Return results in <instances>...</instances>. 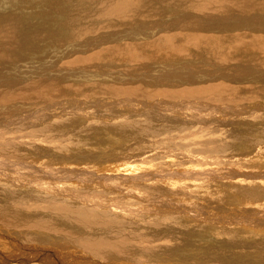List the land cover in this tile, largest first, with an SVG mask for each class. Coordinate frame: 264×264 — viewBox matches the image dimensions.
<instances>
[{
  "label": "rangeland",
  "instance_id": "1",
  "mask_svg": "<svg viewBox=\"0 0 264 264\" xmlns=\"http://www.w3.org/2000/svg\"><path fill=\"white\" fill-rule=\"evenodd\" d=\"M3 1L9 5L0 8V18L14 20L17 40L0 47V94L37 82L59 88L7 102L0 96V213L23 215L0 214V264H58L27 255L35 247L63 255L66 264H264V78L228 81L246 89L240 99L156 98L163 76L191 87L222 82L194 83L220 72L214 55L190 45L189 61L182 62L169 48L182 41L168 44L162 37L178 29L187 5L145 0L151 16L142 9L115 25L114 17L98 16L104 0ZM219 26L200 34L225 35ZM128 42L141 54L157 42L159 48L144 50L157 56L146 65L108 57L113 49H106ZM99 54L105 57L85 62ZM248 64L259 77L255 63ZM126 84L151 94L107 93ZM56 206L83 214L96 228Z\"/></svg>",
  "mask_w": 264,
  "mask_h": 264
},
{
  "label": "bare ground",
  "instance_id": "2",
  "mask_svg": "<svg viewBox=\"0 0 264 264\" xmlns=\"http://www.w3.org/2000/svg\"><path fill=\"white\" fill-rule=\"evenodd\" d=\"M175 3L178 4V5H187V7L185 8L187 10V14L185 16V18H183L178 27L177 30L174 31V33H170V34H163L162 37L166 38L164 41L165 42H168L169 43H173L175 42V38L177 39H180L182 42L180 46H173V47H169L171 49H174L175 53L180 56L181 58H178L179 60H181L182 62H185V60H188L189 61V55H187V49L190 48V45L192 46V48L198 52H202L203 50V47L205 48V54L206 55H214V65H215V69L216 70H219L220 72L216 75V77H213V76H209V77H205V76H202L201 77V80H196L194 81V83L196 82H203V81H206L207 79H212V81H222V82H218V83H212V84H208L206 82H204L202 85L200 86H194V87H191V86H187V84H189L188 80H185V79H177V83H180V84H173L171 83L169 80H168V77L167 76H163V77H160L161 80H159L155 85H158L159 83H161L162 81L164 82V87L162 85V88H165V89H160V91L156 92L158 90V86H160V84L157 87V90L156 88H153L155 89L156 91L154 92V96L156 98H164V99H169V98H201V99H204V98H216L218 100V98H224V100L226 101L227 99L225 98H238L240 99L241 96L239 97V94L240 92L243 90V92H245L244 88H241V87H233L231 86V82H228V81H232V82H244V81H248V80H251L253 78H264V0H175ZM187 3V4H186ZM144 4H145V0H104L102 1L98 7L96 8L98 10V16L99 15H102V16H108V18H115V21H114V24L116 25L117 23L119 22H126L127 20L130 22L133 15H136L138 12H141V10L145 13L146 16L153 14V11L152 9L150 8V6L148 7H144ZM8 2L6 3L5 1H3L2 3H0V8L1 7H8ZM146 11V12H145ZM158 13V12H157ZM155 15V13H154ZM156 16V15H155ZM158 16V15H157ZM260 16V19H258ZM79 17V16H78ZM78 17H75V18H78ZM132 17V18H131ZM80 18V17H79ZM98 18V17H97ZM100 18V17H99ZM102 18V17H101ZM151 18V17H149ZM106 19V17H105ZM143 19V18H142ZM83 20V19H82ZM78 21V19H77ZM79 21H81L79 19ZM14 23V20H11L9 19L8 17H1L0 18V47L1 48H4V50L6 48V46H4L5 44H8V45H12V44H15L16 43V38H15V34H16V26ZM212 23H217V24H220L219 28L216 29V31H219L221 33H225V35H220V36H201L200 34V31L205 28L206 30L208 29V26H210V24ZM159 24V23H157ZM157 29V28H156ZM163 29H166V28H163ZM168 29V28H167ZM214 30V29H213ZM132 31H130L131 33ZM158 32V31H157ZM261 32V33H259ZM259 33V34H258ZM200 34V35H199ZM205 34V33H204ZM159 38V37H158ZM162 39V38H161ZM158 40V39H157ZM160 40V39H159ZM158 40V41H159ZM154 41V40H153ZM187 41V43L185 44V42ZM210 43H213V44H210ZM177 44V42H176ZM16 45V44H15ZM155 45H157V47H155ZM144 46V45H143ZM168 46V45H167ZM142 47V46H141ZM146 49L144 50H147V49H150L151 51L159 48V44L157 42H152L148 45H145ZM168 48V49H169ZM191 48V51L193 53V49ZM109 49H113L111 52H110V55L108 56L109 58H113V59H120V60H123V61H126V62H129L131 61L132 63H135V64H141V65H146L145 63L146 62H152V60L155 59V56H152V57H148V56H145L144 53H147L146 51L143 50L144 53L141 54V51L139 52V49L138 47H136L134 44L130 45V42L125 43L124 45H121V46H118V45H114V46H111L109 47L108 49L106 50H109ZM6 53V51H4ZM105 50V51H106ZM2 51V50H1ZM167 51V50H166ZM189 51V50H188ZM161 52V50H160ZM215 53H218V54H214ZM102 53V52H101ZM130 53V54H129ZM173 53V51H172ZM1 54H3L1 52ZM0 54V55H1ZM169 54V57H170V53L168 52ZM167 54V55H168ZM6 55V54H5ZM4 55V56H5ZM185 55V56H184ZM3 56V55H2ZM184 56V57H182ZM1 57V56H0ZM104 56V54H99L95 57H92V58H89L87 59L85 62L87 63H91L95 60H99V59H102ZM164 58V56H163ZM77 60H84V59H74V63H78L79 61ZM167 60V59H166ZM258 60V62L256 61ZM255 63L254 64H251V65H254L257 69V71L259 70L261 73L259 74V77L256 76V71L251 69L249 66L248 63ZM253 61V62H252ZM247 62V63H246ZM178 66V65H177ZM169 67V66H168ZM178 68V67H177ZM176 69V68H175ZM183 74V73H182ZM181 74V75H182ZM185 75V74H184ZM152 78L154 79L155 77L152 76ZM152 78L150 81H152ZM205 78V80H204ZM187 79H190V77H188ZM134 80V79H133ZM156 81V80H155ZM162 82V83H163ZM210 82V81H209ZM148 83V82H147ZM166 83V84H165ZM234 84V83H233ZM53 85L55 86L53 89H58L59 87L56 88V83H42V82H37V83H33V84H30V85H27V86H23L15 91H5L6 93L2 92L1 94L4 93V95H1L0 96H4V99L6 101V99H11L14 95V98L16 99H21L20 94L22 93H26L28 95L32 94V93H35V94H32V95H37L38 96V93L40 92H44V90L46 91L47 89L48 90H51V87H53ZM58 86V85H57ZM138 86V85H137ZM244 86V85H243ZM251 86V88L253 87L252 85H249ZM139 87V86H138ZM136 88V85H129V84H126L125 86H122V87H116V88H110L107 93H110V94H114V95H119V96H122L123 98H129L131 96H138L140 98H143V97H146V96H149L151 93L150 91H145L142 92L141 88ZM247 87V86H246ZM50 88V89H49ZM250 88V87H249ZM253 89V88H252ZM252 89L251 90H248L246 92H248L249 94H251L252 92ZM10 90V89H9ZM47 90V94H48V91ZM1 92V91H0ZM257 92V91H255ZM22 94L23 97L24 95L27 97L26 94ZM43 94V93H41ZM39 94V95H41ZM254 94V93H253ZM252 94V95H253ZM256 94V93H255ZM17 97H16V96ZM19 95V96H18ZM30 95V96H32ZM251 95V96H252ZM257 95V94H256ZM12 96V97H11ZM28 96L27 98H35V97H30ZM48 96V95H47ZM245 98H252L250 97L249 95H246L244 96ZM3 98V97H2ZM13 98V100H14ZM25 98V97H24ZM22 98V99H24ZM134 98V97H133ZM2 99V100H4ZM131 99V98H130ZM214 100V99H213ZM222 100V101H224ZM5 101H1V97H0V102H5ZM8 101H12L11 100H8ZM221 101V102H222ZM230 101V100H228ZM7 102V101H6ZM220 102V101H219ZM3 132V131H1ZM6 133L10 134V132L8 131H5ZM4 132V134H5ZM2 134V133H1ZM7 135V134H6ZM5 135V136H6ZM1 136V135H0ZM4 136V135H3ZM4 138V137H2ZM11 138V137H10ZM4 140V139H3ZM2 140V141H3ZM0 140V143L2 142ZM4 142V141H3ZM11 144V143H10ZM11 146V145H10ZM5 147V146H4ZM1 148H3L1 146ZM2 165V164H1ZM4 169V167H3ZM6 171V170H5ZM10 173V172H9ZM21 173V172H20ZM7 175V174H5ZM3 175V178L4 179V176ZM17 175V174H16ZM9 177L11 175H8ZM13 176V174H12ZM9 178L11 180L14 181V178ZM17 176H15V181H18V180H21L22 181V177L19 178H16ZM25 178V177H24ZM27 178V177H26ZM8 179V177H7ZM17 179V180H16ZM10 181V180H9ZM12 181V182H13ZM20 183H23L24 182V179H23V182ZM6 182V181H5ZM28 182V181H27ZM11 183V181H10ZM14 183V182H13ZM18 183V185H20L19 182H16ZM15 183V184H16ZM32 185V181L30 182ZM29 183V184H30ZM1 184V183H0ZM30 184V185H31ZM23 185V184H21ZM35 185V184H34ZM33 185V186H34ZM14 186V185H13ZM47 186V185H46ZM45 186V187H46ZM35 187V186H34ZM50 187V186H49ZM37 188H40V187H37ZM42 189V188H40ZM47 189V188H46ZM49 190H52V189H49ZM48 190V191H49ZM46 191V190H45ZM44 191V192H45ZM47 193V192H46ZM23 198V197H22ZM25 200V199H24ZM23 200V201H24ZM33 201V200H32ZM17 203V202H16ZM24 204V203H23ZM49 204V203H48ZM14 205V204H12ZM17 205V204H16ZM27 205V204H26ZM21 206V205H20ZM33 206V205H32ZM44 206V205H43ZM52 206V205H51ZM1 207V206H0ZM9 207V206H8ZM26 207V206H25ZM24 207V208H25ZM29 207V206H28ZM38 207V204L35 208L37 209ZM41 207V206H39ZM45 207V206H44ZM16 208V207H15ZM33 208V207H32ZM34 208H33V211H34ZM58 212L61 211L62 213L64 212V214H66V216L68 217H72L74 219H78L79 223L81 224V222L83 223H86L89 225V227H93L94 226V222L95 221H91L88 217L85 218V216L82 214V217H80L79 215L77 214H74V213H71L68 209H65V208H61V207H54ZM1 209V208H0ZM23 209V208H21ZM26 209V208H25ZM40 210L43 208H39ZM38 209V210H39ZM53 209V210H55ZM2 210V209H1ZM4 210H6L4 208ZM8 210V209H7ZM10 210V209H9ZM8 210V211H9ZM50 210V209H49ZM53 210H51L53 212ZM21 211V210H20ZM26 211V210H24ZM23 211V212H24ZM28 211H30V208L28 209ZM27 211V212H28ZM3 212V210H2ZM5 212V211H4ZM10 212H13V211H10ZM18 211H16L17 213ZM55 212V211H54ZM6 213V212H5ZM60 213V214H62ZM2 214V213H0ZM7 214V213H6ZM6 214H2L3 216L5 215V217L7 216H12L10 215H6ZM25 214V212H24ZM28 214V213H27ZM32 214V213H31ZM31 214H29L31 216ZM17 215H21L20 213H17ZM16 214H13V216H17ZM28 215V216H29ZM35 214H33V218ZM37 215V214H36ZM40 214H38L39 216ZM63 215V214H62ZM81 215V214H80ZM12 216V217H13ZM23 216V215H21ZM29 216V217H30ZM43 216V214H42ZM64 216V219L65 217ZM11 218H6V219H12ZM18 217V216H17ZM37 217V216H36ZM19 218V217H18ZM27 218V216H26ZM39 218V217H37ZM43 217H41L42 219ZM50 218V217H49ZM62 218V217H61ZM60 218V219H61ZM1 219V218H0ZM17 219V218H16ZM14 218V221L16 220ZM24 219V218H23ZM40 219V220H41ZM45 218H43V221H44ZM63 219V220H64ZM18 220V219H17ZM22 220V219H21ZM32 221V218L30 219ZM48 220V219H47ZM66 220L70 221L68 218H66ZM2 221V220H1ZM4 221H5V218H4ZM11 221V220H10ZM13 221V222H14ZM19 221V220H18ZM17 221V222H18ZM27 221V220H26ZM37 221V220H36ZM62 221V220H61ZM61 221H59V223H61ZM72 221V220H71ZM6 222V221H5ZM9 222V221H8ZM12 222V221H11ZM11 222H9L10 224H12ZM30 222V221H28ZM35 222V221H33ZM45 222V221H44ZM44 222H42L44 224ZM48 224L46 225V227L49 225V221H47ZM54 222V221H53ZM56 222V221H55ZM58 222V221H57ZM78 222H76V225L78 224ZM2 223V222H1ZM4 223V222H3ZM2 223V225H3ZM16 223V222H15ZM13 223V224H15ZM26 223V222H25ZM24 223V224H25ZM67 223V221L65 222ZM72 224V222H70ZM74 223V222H73ZM93 223V224H92ZM99 223V222H98ZM7 225H9L8 223H5ZM12 224V225H13ZM23 224V222H22ZM27 224V223H26ZM40 224L37 222V225ZM56 223H54L55 225ZM97 224V222H96ZM28 225V224H27ZM36 224H34L33 226H35ZM45 225V224H44ZM53 224H50L49 226H52ZM61 225V224H60ZM68 225V224H67ZM72 225H75L72 224ZM82 225V224H81ZM93 225V226H92ZM1 226V225H0ZM14 226V225H13ZM16 226V224H15ZM21 227V224L19 225ZM40 226V225H39ZM41 226H43L41 224ZM58 226V224H57ZM62 226V225H61ZM78 226V225H77ZM75 226V227H77ZM85 226V225H84ZM82 226V227H84ZM97 225H95L94 227L96 228ZM99 226V224H98ZM9 229L11 226H8ZM18 227V228H20ZM24 229H29L31 228V225L30 227H26V226H23ZM38 227V226H36ZM53 227V226H52ZM56 227V226H55ZM66 227V226H64ZM71 227V225H70ZM93 227V228H94ZM14 228V227H13ZM49 229V227H47ZM46 228V229H47ZM51 228V227H50ZM60 228V227H59ZM68 228V227H67ZM65 228V229H67ZM86 228V227H85ZM84 228V229H85ZM6 229V228H4ZM3 229V230H4ZM21 229V228H20ZM23 229V228H22ZM34 228H32L31 230H33ZM36 229V228H35ZM39 229H43V227H39ZM45 229V228H44ZM45 229V230H46ZM53 229V228H52ZM57 229V228H56ZM63 229V228H62ZM78 229V228H77ZM90 229V228H89ZM12 230V229H11ZM10 230V231H11ZM44 230V231H45ZM58 230V229H57ZM64 230V229H63ZM62 230V231H63ZM80 230V229H79ZM8 231V232H10ZM18 231V230H17ZM16 231V232H17ZM29 231V230H28ZM40 231V230H39ZM48 231V230H47ZM46 231V232H47ZM51 231V230H50ZM83 231V230H82ZM81 231V232H82ZM88 231V230H87ZM91 231V230H90ZM91 234H93V231L90 232ZM25 231L23 230L22 232H17V233H22V234H25L24 233ZM52 232V231H51ZM50 232V236H51V233ZM80 232V231H79ZM12 234V232H10ZM49 233V232H47ZM54 233V231H53ZM58 233H61V232H58ZM87 233V232H86ZM81 234V233H80ZM34 235V234H33ZM48 235V234H47ZM59 234H57L58 236ZM19 236V234H18ZM28 236V235H27ZM25 236V237H27ZM53 236V234H52ZM92 236V235H91ZM21 237V235H20ZM42 237V236H41ZM55 237V236H54ZM16 238V237H15ZM19 238V237H18ZM29 239V237H27ZM31 238V237H30ZM44 238V237H43ZM14 239V238H13ZM22 239V238H21ZM28 241H31V240H28ZM32 239V238H31ZM24 240V238H23ZM86 240V239H85ZM93 240V239H92ZM91 239L88 240V241H92ZM106 240V239H105ZM104 240V241H105ZM21 241V240H20ZM99 241V240H98ZM102 241V240H100ZM108 241V240H107ZM106 241V242H107ZM123 241L126 242V240L123 239ZM103 242V241H102ZM110 243V241H108ZM112 242V241H111ZM118 242V241H117ZM122 242V241H121ZM121 242H120V245H121ZM124 242V243H125ZM25 243V242H24ZM29 243V242H28ZM33 243V242H32ZM83 243H87L86 241H83ZM103 245L106 244V243H102ZM101 244V246H102ZM111 245H114L112 243H110ZM22 245V243L20 244ZM27 245V244H26ZM40 245V244H39ZM52 245V243H51ZM83 245V244H82ZM98 245V243H97ZM127 245V244H125ZM124 245V246H125ZM32 246V245H30ZM34 246H35V243H34ZM88 246V245H87ZM93 246V245H92ZM92 246H90V248H92ZM110 246V245H109ZM108 246V247H109ZM115 246V245H114ZM20 247V246H19ZM25 247V246H23ZM27 247H29L27 245ZM86 247V245L84 246ZM104 247L106 248L107 250V246L104 245ZM112 247L111 246V250H112ZM129 247V246H128ZM31 248V247H30ZM38 248V247H37ZM116 248V247H115ZM119 248H123V245L122 247H119ZM9 249V248H8ZM20 249V248H18ZM23 249V248H22ZM21 249V250H22ZM27 249V248H26ZM49 249H52V248H49ZM54 249V248H53ZM52 249V250H53ZM101 249V248H100ZM103 249V247H102ZM109 249V250H110ZM17 250V249H16ZM31 250V249H30ZM108 250V251H109ZM110 250V251H111ZM119 251L118 248L115 249V251ZM124 250V249H123ZM23 251V250H22ZM114 251V252H115ZM116 251V252H117ZM125 251V250H124ZM26 252V250H25ZM30 252V251H29ZM94 252V251H92ZM112 252V251H111ZM1 253V252H0ZM19 253V251H18ZM52 253V251H51ZM48 250L46 249H42V250H38L36 249L35 247V250L32 251V253H28L27 252V255H32V256H37L38 259L40 258V260L42 259L43 261H49V260H52L54 259L58 264L61 263L60 261H62L63 263L62 264H66V262L64 261V259L62 258L61 255H57V253H54L51 254ZM2 254V253H1ZM7 254V253H6ZM21 254V253H20ZM26 255V254H25ZM25 255H22V256H25ZM29 255V256H30ZM21 257V256H20ZM33 258V257H32ZM4 258H1L0 257V260H3ZM7 259V258H6ZM21 259V258H20ZM36 259V258H35ZM9 260V259H7ZM12 260V259H11ZM17 260V259H16ZM38 260V261H40ZM41 260V261H42ZM13 261V260H12ZM37 261V262H38ZM40 261V262H41ZM16 262V261H15ZM262 263V262H261Z\"/></svg>",
  "mask_w": 264,
  "mask_h": 264
}]
</instances>
